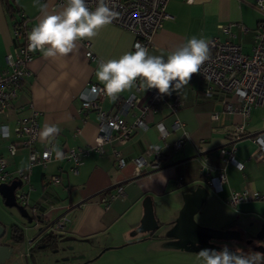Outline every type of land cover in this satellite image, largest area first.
Listing matches in <instances>:
<instances>
[{"label": "crops", "instance_id": "obj_1", "mask_svg": "<svg viewBox=\"0 0 264 264\" xmlns=\"http://www.w3.org/2000/svg\"><path fill=\"white\" fill-rule=\"evenodd\" d=\"M53 1L40 0V4H36V0H0V68L5 66V53L16 44L12 15L15 13L16 18L24 14L30 32L44 14L65 6L55 5ZM252 1L167 0L164 6L168 16L153 34L149 54L163 55L166 59L191 37L208 40L214 36L235 42L242 52L251 53L258 25L264 23V14L254 8ZM43 5L46 7L42 10ZM226 23H231L232 35L221 32L220 25ZM133 39L131 32L112 23L93 38L79 41L67 57L45 58L37 52L29 61L28 72L9 107L0 115V122L7 125L10 134L0 137V153L7 162L9 179L19 181L16 193L28 190L30 185L29 204L24 207L32 219L20 216L17 210L10 213L12 218L6 215L4 219L11 221L10 226L14 223L23 229L22 242H14L10 236L9 241L20 248L26 264H40L45 254L49 264H199L196 255L199 251L168 246L164 244L168 238L163 236L183 203L180 191L192 184H201L208 190L205 202L194 215L197 223L213 229H243L244 241L252 237L250 247L262 242L254 235L264 225V198H251L231 206L228 196L244 188L246 192L257 191L264 196V159L258 156L253 141V135L264 134V101L253 105L247 116L230 113L218 98L201 96L203 82L197 73L188 85L167 95L168 98L179 95L181 103L176 113L161 105L150 115L146 129L135 128L122 144L114 140L105 142L102 152L93 149L98 118L94 110L79 111L81 95L89 83L99 84L95 76L99 64L131 51ZM86 48L93 53V59L85 57ZM132 92L139 97V102L123 115L129 122L146 102L147 92L141 88L126 90L115 102L103 95L99 106L105 110L115 109L116 102ZM30 103L38 111L34 149L41 152L45 147L53 149L55 146L63 155L57 158L52 150L48 160L33 163L25 182L19 179L18 170L27 169L28 149L19 147L10 154L7 144L19 139L12 128L18 117L29 113ZM175 117L182 126L165 138L167 145L161 150L164 159L158 168L151 169L147 165L136 175L129 160L123 168L116 166L111 153L113 148L126 159L143 155L151 161L145 149L161 143L155 124L162 122L167 127ZM46 124L60 129L51 144L39 138ZM237 126H242L244 131L238 138L232 136ZM180 136L183 142L176 149L173 141ZM70 149L78 155L77 164L67 156ZM232 149L236 160L242 163L241 168L227 161V152L221 151ZM219 170L224 181L221 190L216 192L209 185L208 177ZM52 175L59 177L58 183L48 181ZM117 186L122 187L123 194L109 199L108 204L103 203L102 198L114 192ZM145 196L152 198L153 213L161 225L153 233L138 229L144 212L141 200ZM34 204L40 211L33 210L31 205ZM62 217H66L65 225L53 226V220H62ZM44 225H49L48 229L59 236L45 246H37L40 242L36 243L33 237ZM217 242L242 250L246 246L243 241ZM67 247L70 254L54 256Z\"/></svg>", "mask_w": 264, "mask_h": 264}, {"label": "built area", "instance_id": "obj_2", "mask_svg": "<svg viewBox=\"0 0 264 264\" xmlns=\"http://www.w3.org/2000/svg\"><path fill=\"white\" fill-rule=\"evenodd\" d=\"M48 2L49 0H42ZM191 2L193 0H186ZM167 0H109V6L116 10L119 15L112 23L128 30L134 36L131 51H135L134 45L139 43L145 48H149L152 42V36L162 26V21L168 14L165 11ZM254 8L264 14V4L260 0H253ZM88 7L92 10L97 5V0H86ZM55 5H65V0H54ZM21 18L18 24L12 26V35L17 43L8 49L5 53V66L0 68V115L9 107L11 100L16 94L17 88L23 81L24 75L28 72V63L37 52L28 51L27 32L29 26L27 18L24 14H20ZM231 23L221 24L220 30L226 35H232L229 28ZM254 43L251 53L247 54L241 51L240 45L230 40H219L218 37L208 39L210 47L209 59L201 66L198 74L203 82L200 89L201 96L204 98H218L223 107L228 112L240 113L243 116L249 114L251 107L264 101V23L258 25V30L253 37ZM86 43L85 45H87ZM85 57L93 59L94 55L89 48L85 50ZM139 82H137L138 84ZM96 89L94 92L93 89ZM103 86L96 83H89L85 88V92L81 95V104L79 111L94 110L97 114L98 134L95 143L92 146L97 152L103 151L105 142H115L122 144L129 138L135 128L146 129L150 115L163 105L172 113H176L181 100L178 94L168 98L167 95L161 96L157 89H148L146 102L139 107L137 115H134L131 121H126L123 115L128 113L132 107L139 102V97L135 92L118 100L116 108L105 110L99 106V98L104 94ZM139 86L135 87V91L139 90ZM235 97L231 100L230 97ZM29 113L22 115L16 119V123L12 131L19 137L18 140L11 141L7 144L10 154H14L19 147L28 149V166L26 170H18L19 179L28 181L29 167L35 162H45L52 155V149L45 147L41 152H37L33 143L38 136V111L32 108L30 103ZM215 117V114H213ZM157 138L161 141L145 149L146 154L151 156L148 161L143 155L132 156L130 159L119 154L116 148L112 149L116 166L123 168L129 160L137 174L141 173L145 166L149 165L151 169H156L164 159L161 152L163 146L167 145L165 138L171 131L180 129L182 124L175 117L171 125L165 126L162 122L156 124ZM244 133L242 126L234 129L233 137H240ZM7 125L0 122V137L9 136ZM253 141L256 143L257 154L264 159V134L258 133L253 135ZM183 142V136L175 138L173 141L174 148L178 149ZM227 152L228 160L236 167L241 168L242 163L237 161L233 149ZM77 153L70 149L67 156L71 158L74 164L78 163ZM219 170L218 173L209 175L208 183L217 192L221 190L224 181V175ZM57 175L49 176V182L58 183ZM9 172L7 170V162L0 153V183L8 182ZM30 188V185H29ZM28 188V190H29ZM121 186H117L114 192H109L102 198V202L108 204L109 199L121 196L123 190ZM28 190H19L16 198L20 205L26 206L28 202ZM251 198H264L257 191L246 192V189L236 190L228 196V203L236 206L243 200ZM33 210H38L37 204L31 205ZM40 211V210H38ZM66 223V217L57 222V227L62 228Z\"/></svg>", "mask_w": 264, "mask_h": 264}, {"label": "clouds", "instance_id": "obj_3", "mask_svg": "<svg viewBox=\"0 0 264 264\" xmlns=\"http://www.w3.org/2000/svg\"><path fill=\"white\" fill-rule=\"evenodd\" d=\"M260 2L264 4V0ZM36 4H40V0H36ZM45 7L41 6L42 10ZM118 15L109 6V0H97L94 10L88 7L86 0H65L61 10L44 14L27 33L28 51L39 52L45 58L67 57L74 52L79 41L93 38ZM134 48L135 51L125 52L117 59L101 62L95 72L97 81L103 86L102 91L112 102L121 93L137 86L144 91L157 89L161 96L171 95L189 84L210 55L209 41L197 37L187 39L166 59L163 55L149 54L148 49L139 43ZM59 132L56 125L46 124L39 138L51 144ZM52 150L57 158H62L58 147L53 146ZM196 255L199 264H264V253H245L241 249L231 252L227 246L220 251L202 249Z\"/></svg>", "mask_w": 264, "mask_h": 264}, {"label": "water", "instance_id": "obj_4", "mask_svg": "<svg viewBox=\"0 0 264 264\" xmlns=\"http://www.w3.org/2000/svg\"><path fill=\"white\" fill-rule=\"evenodd\" d=\"M19 186V181L11 179L8 182L0 183V196L3 200V204L7 207H13L17 210L20 216L26 217L29 221L32 219L28 215L26 208L17 201L16 190ZM183 203L179 209L176 218L172 225L165 229L164 237L168 238L164 241V244L168 246H174L180 249H190L200 251L202 249H215L216 251L222 250L227 246L229 251L235 252L238 248L230 245H222L218 240L224 242L235 241L245 243V248L242 250L245 253L248 252H260L264 253V225H261L260 229L254 235L259 239L261 244L254 247H250L252 237L249 240L244 241L243 229H213L197 223L194 215L198 212L201 205L205 202V198L208 195V190L201 184H192L186 186L180 191ZM151 197L145 196L141 203L144 207V212L138 229L140 231H147L150 233L155 232L160 228V223L156 219L153 213V204ZM58 220H53V226L57 227ZM49 225H44L38 228L33 238H36V243L40 242L38 246H45L50 240L57 238L59 234L54 233L53 229H48ZM58 228V227H57ZM6 232L5 225L0 222V264H26L23 261H19L22 258L20 254V248L14 247V244L10 241H1V238Z\"/></svg>", "mask_w": 264, "mask_h": 264}, {"label": "rangeland", "instance_id": "obj_5", "mask_svg": "<svg viewBox=\"0 0 264 264\" xmlns=\"http://www.w3.org/2000/svg\"><path fill=\"white\" fill-rule=\"evenodd\" d=\"M13 212H16V209L13 208V207H7V206H5L3 204L2 198L0 196V222L3 223L5 225V228H6V232H5L4 236L1 238V241H9V239H10L9 236H10V223H11V221H9L8 218H7V220H4V219H6L7 216H9V218H12L10 216V213L12 214ZM68 247H71V246L69 245ZM68 247H67V249L64 250V252L59 253V254H54V252H48V253L50 255L54 254L55 257L61 256V255H65V254H70V249H68ZM42 259H43L44 262L43 261H40V264H42V263L43 264H49V263H51L49 261V258H48V256L46 254L42 256ZM23 260H24L23 258L19 259L20 262L23 261ZM58 261H60V260H58ZM59 264H63V263L62 262H59Z\"/></svg>", "mask_w": 264, "mask_h": 264}, {"label": "trees", "instance_id": "obj_6", "mask_svg": "<svg viewBox=\"0 0 264 264\" xmlns=\"http://www.w3.org/2000/svg\"><path fill=\"white\" fill-rule=\"evenodd\" d=\"M12 8H15L13 6H11ZM14 10V9H13ZM13 14V12H11ZM15 13L12 15L13 21H12V26L15 24L19 23V20L21 18L20 14L18 17L14 18ZM14 43H17L16 39H14ZM10 237L14 242H22L24 239V233H23V229L18 226L17 224H12L10 226ZM38 246V245H37Z\"/></svg>", "mask_w": 264, "mask_h": 264}]
</instances>
